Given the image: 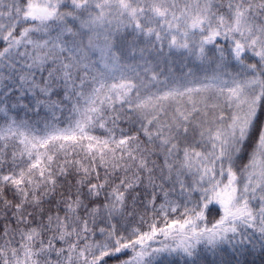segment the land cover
I'll use <instances>...</instances> for the list:
<instances>
[{
  "label": "snow or ice",
  "instance_id": "snow-or-ice-1",
  "mask_svg": "<svg viewBox=\"0 0 264 264\" xmlns=\"http://www.w3.org/2000/svg\"><path fill=\"white\" fill-rule=\"evenodd\" d=\"M0 264H264V0H0Z\"/></svg>",
  "mask_w": 264,
  "mask_h": 264
}]
</instances>
